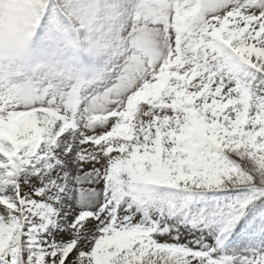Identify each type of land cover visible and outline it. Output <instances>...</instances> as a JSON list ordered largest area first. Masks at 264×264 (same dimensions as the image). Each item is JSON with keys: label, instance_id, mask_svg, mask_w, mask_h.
<instances>
[{"label": "snow or ice", "instance_id": "6c2138e0", "mask_svg": "<svg viewBox=\"0 0 264 264\" xmlns=\"http://www.w3.org/2000/svg\"><path fill=\"white\" fill-rule=\"evenodd\" d=\"M0 264H264V0H0Z\"/></svg>", "mask_w": 264, "mask_h": 264}]
</instances>
